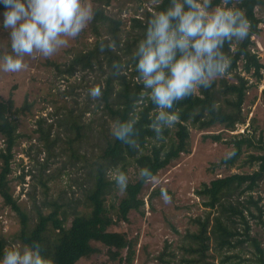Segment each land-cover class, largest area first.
I'll list each match as a JSON object with an SVG mask.
<instances>
[{
  "label": "rangeland",
  "instance_id": "374dc122",
  "mask_svg": "<svg viewBox=\"0 0 264 264\" xmlns=\"http://www.w3.org/2000/svg\"><path fill=\"white\" fill-rule=\"evenodd\" d=\"M105 1L85 0L93 9V18L77 37L70 38L68 44L52 56L44 57L39 53L25 55V67L19 72L0 70V101L12 99L14 109L17 110L15 119L19 138L12 149L11 174L8 176L10 189L13 198L27 213L31 226L37 221L39 212L49 214L54 204L61 205L62 210L66 212V227L70 226L74 212L84 211L85 194L90 179V159L98 153L100 144L113 126L103 112L97 109L98 96L92 97L89 92L92 88L99 91L102 74L76 72L69 76L60 74L59 70H66L75 55L92 48L97 33L109 38V25L94 23L97 11L103 12L115 22H121L120 37L124 41L135 35V31L130 28L132 19L145 20L146 14L154 13L156 5L160 2L111 0L108 5H104ZM255 11L262 21L258 26L259 34L252 36L250 51L264 66V3L257 6ZM10 52L9 30L0 28V56ZM243 64V61H240L237 70L247 81L242 121L232 129L216 124L200 130L188 124L189 152L160 170L154 182L145 184L139 196L144 205L138 211H131L128 221H120L116 216L118 204L125 191L120 192L116 188L107 197V205L114 206L111 213L116 219L110 231L124 234L131 243L130 250H123L122 255L114 260L107 247L94 243L99 251L91 257L81 259L77 264H181L185 257V234L196 231L194 219L205 217L209 211L204 206L205 198L198 195L203 184L233 174H251L258 169V164L252 162L250 157L261 153L256 142L264 139V68L261 70L262 78L259 79L254 70L247 73ZM234 75L235 73L225 74L215 79L224 77L233 83L237 81ZM195 93H198V90ZM83 108L86 110L79 122L86 125V128L82 131V140L72 146L71 141L76 138V132L69 129L66 118L70 113L73 114L72 117H79L80 109ZM49 125H52L50 137ZM168 129L169 135L163 141L153 140L150 145L169 143L174 138L177 127L174 124ZM44 135H47L49 140L56 139V143L46 142ZM216 137L220 139L216 140ZM235 137H252L254 146H244L238 160L234 164H228L224 160L234 152V145L230 141ZM5 148L4 138L0 135V149ZM1 166L0 160V170ZM114 173L109 172L108 176L113 179ZM137 173L136 166L130 164L126 174L128 183L138 180ZM161 189L168 193V203L161 199ZM252 195L264 210V179ZM245 198L247 195L240 200ZM253 211L257 214L255 208ZM59 218L63 216L59 215ZM248 220L251 235L256 237L264 248L263 227L250 216ZM21 228L18 214L5 205L0 195V240L6 242L5 250L13 246H24L19 237ZM253 250L249 244H245L222 254L211 251L208 262L256 264ZM171 253L174 256H171ZM228 256L232 258L227 260Z\"/></svg>",
  "mask_w": 264,
  "mask_h": 264
},
{
  "label": "trees",
  "instance_id": "16d2710c",
  "mask_svg": "<svg viewBox=\"0 0 264 264\" xmlns=\"http://www.w3.org/2000/svg\"><path fill=\"white\" fill-rule=\"evenodd\" d=\"M111 0H106L108 5ZM219 3L221 0H213ZM263 0H229V6L241 8L250 21L249 35L242 41H233L225 44L224 52L230 59V67L226 75L234 74L236 82L230 83L226 78L214 79L207 89H198V93L189 96L176 104L173 110L178 119L174 123L177 127L174 138L169 143L162 142L151 144L153 140H159L169 135V129L164 128L160 136L150 127L156 114L155 106L150 102L135 104L141 90L139 81L135 78L134 60L132 52L139 39L143 37L149 18L158 10L169 6V0H160L154 9V13H147L146 18L132 19L130 28L135 35L122 40L120 37V21H114L103 12L97 11L94 23L109 25V38L97 33V39L92 48L86 52L78 53L70 61L68 67L60 74L73 76L76 72H100L102 82L99 86L97 109L103 112L108 121L114 122L134 117L136 119V145L131 147L116 140L111 131L100 144L99 151L90 159L89 187L85 194L84 211L74 212L71 224L66 227L67 215L62 208L54 204L49 214L38 213L37 221L30 225L27 213L13 198L8 176L11 174L12 149L15 146L19 134L12 99L0 101V135L3 136L6 148L0 149V195L5 205L15 211L22 225L20 241L24 245L33 242L39 243L42 254L51 258L54 264H77L81 259L88 258L99 250L93 245L101 243L109 249L111 258L116 260L125 249L130 250L131 243L127 237L119 232H112L110 228L116 223L112 216L114 206L107 205V197L116 189L109 172L123 171L127 174L130 164H134L139 170L148 167L156 176L160 170L168 167L182 154H187L189 129L188 124L200 130L210 128L216 124L224 125L232 129L242 121V105L246 96L247 81L238 70V63L243 61L244 70L261 79V70L264 66L250 50L252 36L259 34L261 19L256 14V7L261 6ZM0 10H4L0 6ZM131 36V35H130ZM113 44V47H109ZM233 46L235 48L233 49ZM84 80V76L82 77ZM86 109H80L79 117H72V113L66 118L69 129L76 132V138L71 142L82 140V131L86 125L79 122ZM42 123V121H39ZM50 137L52 125H49ZM48 143H56V139ZM220 137H216L219 140ZM234 145L231 157L224 160L225 163L234 164L244 146H254L252 137H235L230 141ZM257 149L261 152L251 156V161L258 164V169L251 174H233L224 178L212 180L209 184H203L198 195L205 198L204 206L209 209L205 217L194 219L197 230L187 232L184 236L185 257L181 264H210L209 253L215 251L222 254L249 244L254 250L256 264H264V248L261 242L251 235V226L248 217H252L264 230V210L259 206L258 200H254L252 193L259 187L264 179V139L256 142ZM74 150V149H73ZM146 183L138 180L128 183L124 197L120 200L116 216L120 221H128L131 211H138L144 205L140 199ZM247 195V198L240 200ZM255 208L257 214L254 213ZM115 214V213H114ZM62 215L63 218H59ZM6 242L0 240V255L5 251ZM171 256H174L171 253ZM232 257H226L230 260Z\"/></svg>",
  "mask_w": 264,
  "mask_h": 264
},
{
  "label": "clouds",
  "instance_id": "9594fccd",
  "mask_svg": "<svg viewBox=\"0 0 264 264\" xmlns=\"http://www.w3.org/2000/svg\"><path fill=\"white\" fill-rule=\"evenodd\" d=\"M0 28L9 30L10 54L0 56V70L19 72L25 55L52 56L77 37L93 18L92 7L85 0H0ZM250 21L229 0H169V6L152 15L132 52L136 79L141 85L133 102H150L156 114L150 127L160 136L162 129L178 119L174 104L207 89L214 79L227 73L230 59L225 44L242 41L249 35ZM109 44V47H113ZM92 97L98 89L89 90ZM136 119L116 121L111 135L131 147L136 145ZM144 183L156 176L148 167L138 170ZM115 187L124 192L128 176L123 171L113 175ZM161 199L170 197L161 189ZM0 264H54L42 254L37 242L11 247L0 255Z\"/></svg>",
  "mask_w": 264,
  "mask_h": 264
}]
</instances>
